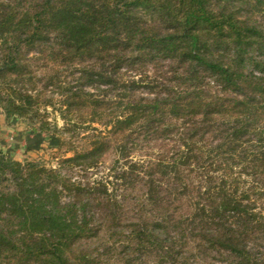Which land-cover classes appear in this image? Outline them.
Instances as JSON below:
<instances>
[{
	"label": "trees",
	"instance_id": "trees-1",
	"mask_svg": "<svg viewBox=\"0 0 264 264\" xmlns=\"http://www.w3.org/2000/svg\"><path fill=\"white\" fill-rule=\"evenodd\" d=\"M2 120L0 264H264V0H0Z\"/></svg>",
	"mask_w": 264,
	"mask_h": 264
},
{
	"label": "rangeland",
	"instance_id": "rangeland-1",
	"mask_svg": "<svg viewBox=\"0 0 264 264\" xmlns=\"http://www.w3.org/2000/svg\"><path fill=\"white\" fill-rule=\"evenodd\" d=\"M50 120L57 123L59 127L63 126V121L57 112L50 115ZM44 137L46 138V134L32 133L27 124L21 120L11 122L2 120L0 122V153H6L19 161L40 160L47 165H55L53 153L58 150L59 141H47ZM112 156L109 154L101 169L92 176V180L111 182L114 180V176L107 171L112 166ZM110 186L112 187L111 183Z\"/></svg>",
	"mask_w": 264,
	"mask_h": 264
}]
</instances>
